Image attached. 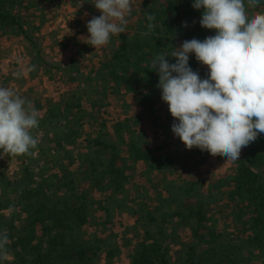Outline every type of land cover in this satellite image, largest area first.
Returning <instances> with one entry per match:
<instances>
[{
    "label": "rangeland",
    "instance_id": "obj_1",
    "mask_svg": "<svg viewBox=\"0 0 264 264\" xmlns=\"http://www.w3.org/2000/svg\"><path fill=\"white\" fill-rule=\"evenodd\" d=\"M262 1H256L254 6L248 5L249 12H264ZM91 2L92 0H21L14 3L12 7L15 13L20 15V19L34 44L28 41L23 34L14 33L15 28H6L5 32L4 27H0V38L5 35L7 37L9 35L14 36L13 40L0 43V86L7 87L16 95L30 101L31 106L39 112V120H45L48 113L46 108L49 109L52 103L63 105L78 100V104L72 105L71 108L74 112L73 117L76 118L79 125L85 124L83 129L90 138H94L99 136L103 129H100L97 123L106 122L108 130L105 132L108 135H103L102 139L113 141L118 145L117 152L120 155L117 161L118 166L123 163L127 164L123 182L118 183V180L114 179L112 183L111 189L119 188L120 184L123 185V188L116 190V197L114 196L115 199H112L113 203L110 202L109 206L112 209L110 216H107V212L99 208V205L90 206L88 222L83 225L82 234L78 236L94 241L92 234H100V238H106L109 247H120V254L113 260V264H129L133 248L143 235L139 226L144 221L141 222L138 217L140 215L146 217L148 212L154 211L161 203L167 204L162 208V211L171 212L182 209L187 206L186 198L189 195L190 183L197 182L200 185H196L193 189L194 199L205 203L209 224L221 231L223 230L227 238H233L237 244L245 245L246 249L249 250L247 237L250 234L248 232L250 220H248L247 214L239 216L237 210L239 206H236L239 201L238 195L229 194L235 186L229 185L228 174L237 162L244 160V163H250L252 159L249 158L255 157L254 152L264 153V134H260L255 141L242 148L240 160L227 161L223 152H212L207 147L185 148L180 139L175 137L171 131L174 118L169 112L168 105L161 100L160 89L157 86L156 94L152 96L148 104L145 103L148 102L147 100L145 102L143 100L148 92L150 95L152 89H144L141 93L143 97L141 100L139 95L136 96L132 90L125 88L119 92L117 90V93L110 91V89L104 93L106 88L100 91L99 88L93 90L87 87L84 77L91 76L97 81L101 79L100 76H103V72L108 75L109 68L103 69L101 64L106 61L108 56L112 55L114 50L128 47L127 43H130L134 37L148 36L149 33L144 30L148 22L145 18L146 11H166L162 18L170 17V13L166 10L170 6L169 0H131V12L126 16L128 23L125 26V32L111 37L107 45L97 47L95 50L94 47L90 46V42L83 38L89 35L86 28L87 21L93 16L101 14ZM146 2L147 5L145 6ZM247 3H249L248 0ZM201 11L197 12L199 16L196 17V21H199ZM188 16L185 15L186 18ZM180 17L181 14H178L174 19L178 22L179 27H181ZM192 19L195 22L194 15H192ZM153 25L154 27L159 26V23ZM214 32L215 30L202 28L200 35L205 38L214 35ZM156 36L162 37L164 32L156 33ZM169 37L173 42L167 43L169 46L162 47L163 49L154 51V55L160 52H170L172 45L178 47L184 40L190 39L182 37L179 32L173 36L169 35ZM154 43L157 44L156 41ZM37 52L42 55L44 60L41 61V66H33L32 64V59L37 57ZM153 54L149 53V56L153 57ZM168 59L170 63L174 62L171 58ZM190 61H192L190 65L192 69L198 71L203 78L207 74V67L197 62L194 55L190 56ZM45 62L48 63V66L45 65ZM3 68L5 71L2 70ZM10 71L22 72V75L14 76V72ZM126 74L129 75V73ZM154 74L157 75L156 72ZM70 77H78V83L70 82ZM101 84L104 83L101 82ZM56 121L55 118L50 123L57 128ZM118 122L128 125L130 131L127 133L130 134L129 136L124 134L126 131L123 132L120 129V137L117 130H113L114 124ZM59 127L60 130L66 129V127ZM69 130L72 131V129ZM139 137H141L140 140ZM133 139L140 141L143 150H146L145 154H154L155 158L151 160V163L159 161L158 155L164 149L165 152L163 153L174 151L176 154H180L181 159L184 160L182 165L185 169L178 166L171 169L162 167L153 169L149 166L150 162L144 161L128 164L130 158L128 157L127 143L134 141ZM41 141L45 145L43 138ZM120 141L124 142V145ZM52 142L56 143V137L52 139ZM36 153L32 152L31 154L35 156ZM109 153L112 155L111 152ZM31 154L20 156L3 154L0 157V181L2 178L10 180L17 178L18 180L22 177L24 180L26 173L23 170L30 163H33L29 157ZM50 155V163H46V165L45 162L39 163L41 168L35 169L34 179L36 181L45 180V176L48 175H50L48 176L49 179H52L51 175L54 174L62 175L59 168L52 163L55 155L52 153ZM41 156L42 159H45L48 155L42 153ZM108 159L109 156H106L103 160L108 161ZM97 160L99 161V156ZM64 165L69 168L71 164L64 163ZM96 167L99 169L100 164H96ZM71 171L75 174L74 177L81 179L76 167H72ZM100 172L101 168L94 170L92 177L95 179L96 174ZM96 180L91 181V178L88 181L84 180L86 184L82 187L78 186V194L86 193L91 183L97 182V185L101 183L98 182V177ZM222 180H226V182L221 184V188H219L221 185L218 186L217 189L214 185L215 182H222ZM56 182L59 181L54 178V182H50V186L55 187ZM12 186L16 187L18 191L23 190L18 181L14 182ZM12 186L7 187L4 191H10ZM100 187L96 186L95 188L100 189ZM1 188L2 185L0 184V193L2 192ZM97 189L89 192L88 196H92L97 201H102L101 205H105L107 194L113 190L103 193ZM59 190L60 192L56 195L61 193V189ZM17 195L9 194L7 196L15 200ZM158 195L161 196V201L158 199ZM176 198L177 202H175ZM72 201H75L74 198ZM240 206L245 207L244 205ZM10 212L11 210H3L0 215L10 218L13 215ZM13 212L20 213L21 211L17 212L14 209ZM10 214L11 216H9ZM177 220L178 218H174V221ZM180 221V225L185 223L183 218ZM2 229L6 230L7 227ZM102 233L103 235H101ZM175 235V242L172 243L171 238L165 239L163 242L169 243L168 251L171 264L178 262L182 251L186 250V246L195 243L197 240L192 229L185 224L177 229ZM8 253L7 260L11 259L10 252ZM95 258L94 264H105L103 253H98ZM23 259H27L29 264L33 256L26 254Z\"/></svg>",
    "mask_w": 264,
    "mask_h": 264
},
{
    "label": "trees",
    "instance_id": "obj_2",
    "mask_svg": "<svg viewBox=\"0 0 264 264\" xmlns=\"http://www.w3.org/2000/svg\"><path fill=\"white\" fill-rule=\"evenodd\" d=\"M17 1L20 2L21 0H0V27H4L5 32L6 28H15L14 33L23 34L28 41L34 44L20 19V15H17L12 7ZM256 1L258 0H248L247 5L254 6ZM169 2L170 6L166 10L170 13V17L162 18L166 11L150 10L149 12L155 13V19L152 23H159V26L156 25L149 31L146 25L144 30L149 33L148 36L134 37L130 43H127L128 47L114 50L112 55L108 56L106 61L101 64L103 69L109 68L108 75L103 72V76H100L101 79L97 81L91 76L84 77L87 87L93 90L99 88L100 91L106 88L104 93L109 89L117 93V90L119 92L125 88L132 90L136 96L139 95L141 100L143 98L142 91L152 89L150 95L148 92L143 100L144 102L147 100L148 102L145 103H149L152 96L156 94L159 79L158 75L153 72L152 57L149 56V53L153 54L154 51L169 46L167 43L173 42L169 35H176L177 32L182 37L204 39L200 35L202 27L199 21H196V17L199 16L197 12L200 11L192 8V0H169ZM261 4L264 6V0ZM178 14H181L179 18L181 27L178 26L177 21H174ZM185 15L189 16L186 18ZM192 15H194L195 22H193ZM184 22H187L186 26ZM162 32H164V36H156V33ZM41 61H44L42 55L37 52V57L32 59V64L33 66H41ZM189 63L191 65L192 61ZM45 65L48 66V63L45 62ZM69 81L78 83L79 80L78 77H70ZM94 84L95 87H93ZM78 102L77 100L63 105L52 103L49 109L46 108L47 117L45 120H39L38 127L32 130V135L37 138L38 143L30 151L37 153L35 156L32 154L29 156L33 163H30L23 170L26 173L25 179L23 180V177L18 180L17 178L13 180L2 178L0 181L2 185L0 213L3 210H11L10 213L13 214L10 218L0 215V230L5 231L9 237L7 250L11 255V259L4 260L3 264H28L27 259H23L26 254L33 256L29 264H94L93 260L96 259L98 253H103L105 264H113V260L120 254V247H109L106 238H100L98 233L92 234L94 241L78 236L82 234L83 225L88 222L90 206L97 204L99 208L107 212V216H110L112 209L109 205L113 203L112 199L116 197V190L123 188V185L120 184L119 188L111 189L113 180H118V183L123 182L124 173L127 170L126 163L118 166L117 161L120 157L117 152L118 145L113 141L102 139L103 135H108L105 132L108 130L106 122L97 123L100 129L103 128L99 136L87 138L88 134L83 129L85 124L79 125L76 118L73 117L74 112L71 106L77 105ZM55 118L58 124L57 128L50 123ZM59 126L66 127V129L60 130ZM120 129L123 132L126 131L124 132L125 135H130L127 133L130 130L126 123L114 124L113 130H117L121 137ZM124 134L122 135L125 136ZM54 137H56V143L52 142ZM42 138L45 140V145L42 144ZM140 139L141 137H139ZM133 140L127 143L128 157L130 158L128 164L144 161L150 162L149 166L153 169L160 167L171 169L176 166L184 168L182 165L184 160L181 159L180 154H176L174 151L163 153L165 152L164 149L158 155L159 161L151 163V160L155 158L154 154H152L154 157L150 153L145 154L146 150H143L140 141ZM120 143L124 145V142L120 141ZM109 152L112 155H109ZM42 153H47L48 156L42 159ZM50 153L55 155L52 163L59 168L62 175H51L52 179H49L48 176L50 175H48L45 176V180L36 181L34 179L35 169L41 168L39 163L45 162V165L50 163ZM254 154L255 157L249 158L252 159L250 163H244V160L239 161L228 174L229 185L235 186L229 194L238 195L239 201L236 206H239L237 209L239 216L247 214L248 220H250L248 222L250 234L247 237L249 250L246 249L245 245L237 244L233 238H227L223 230L221 231L209 224L205 203L194 199L193 189L200 183L194 182L193 184L191 182L189 195L186 198L187 206L167 212L162 211V208L167 204L161 203L154 211L148 212L146 217L143 215L138 217L141 222L144 221L139 226L143 235L133 248L129 264H171L168 251L169 243L163 242L169 238H171L172 243L175 242L177 229L183 224L192 229L197 240L195 243L186 246V250L182 251L179 261L175 264H264V153L254 152ZM98 156L99 161L97 160ZM106 156H109L108 161L103 160ZM64 163L71 165L68 168ZM96 164H100L101 172L96 175L99 178L98 182L101 183L99 185L97 182L91 183L86 193L78 194V186H84L85 181H88L89 178L91 181L97 179L96 176L95 179L92 177L93 171L100 169H97ZM72 167H76L80 173L78 175L80 180L74 177L75 174L71 171ZM56 170L55 172H57ZM54 178H57L59 182H56L55 187H51L50 182H54ZM16 181L23 187V190L18 191L16 187L12 186ZM216 182L214 185L218 189V186L225 183L226 180ZM9 186L12 188L5 192L4 190ZM96 186L101 187L97 189ZM221 187L222 185L219 188ZM59 189H61V193L56 195L60 192ZM94 189L103 193L113 190L107 194L105 205H101L102 201H97L92 196H88L89 192L94 191ZM9 194L18 195L13 200L7 196ZM73 198L75 201H72ZM158 199L161 201L160 195H158ZM175 200L177 202V198ZM14 209L21 212H13ZM174 218H178V220L174 221ZM182 218L185 223L180 225L179 222ZM4 227L7 229L3 230Z\"/></svg>",
    "mask_w": 264,
    "mask_h": 264
},
{
    "label": "clouds",
    "instance_id": "obj_3",
    "mask_svg": "<svg viewBox=\"0 0 264 264\" xmlns=\"http://www.w3.org/2000/svg\"><path fill=\"white\" fill-rule=\"evenodd\" d=\"M91 4L101 14L87 21L89 35L83 38L96 50L125 32L131 0ZM191 6L202 10L200 26L215 32L151 58L161 100L174 118L172 133L186 149L207 147L223 152L227 161L240 160L242 148L264 134V12L250 13L247 0H192ZM146 18L151 31L155 13L146 12ZM192 55L207 67L203 78L190 66ZM38 124L39 112L31 102L0 86V157L31 154L38 143L32 130ZM8 243L0 230V264L8 257Z\"/></svg>",
    "mask_w": 264,
    "mask_h": 264
},
{
    "label": "crops",
    "instance_id": "obj_4",
    "mask_svg": "<svg viewBox=\"0 0 264 264\" xmlns=\"http://www.w3.org/2000/svg\"><path fill=\"white\" fill-rule=\"evenodd\" d=\"M16 37V36H15ZM13 38H14V36H2L1 38H0V43H3V42H8V41H11V40H13ZM3 71H5V69L3 68L2 69ZM10 72H16V71H10ZM5 76H8V75H5ZM85 131V130H84ZM63 137H64V135H63ZM87 138H90L89 136L87 137ZM82 139H84V138H82ZM77 141V140H76Z\"/></svg>",
    "mask_w": 264,
    "mask_h": 264
}]
</instances>
